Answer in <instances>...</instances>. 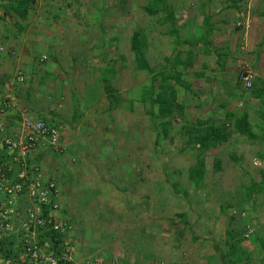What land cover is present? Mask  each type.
Segmentation results:
<instances>
[{
    "label": "rangeland",
    "instance_id": "1",
    "mask_svg": "<svg viewBox=\"0 0 264 264\" xmlns=\"http://www.w3.org/2000/svg\"><path fill=\"white\" fill-rule=\"evenodd\" d=\"M8 2L0 0V53L5 55L0 81L7 77L16 96L10 95L15 97L13 105L4 109L6 116L1 111L0 124L6 126V120L11 126H6L7 132L15 134L24 120H40L42 114L62 128L61 134L66 131L64 153L45 148L43 157L41 151L34 157L45 176L57 178L62 204L71 202V212L82 213L73 221L78 264L100 258L108 262L120 246L138 253L133 264H232L229 245L239 240L238 228L245 239L241 246L250 254L244 264H264V109L261 98L240 78L249 64L256 74L254 84L264 89V0H168L173 21H166L167 12L150 6L149 0H31L25 18ZM173 27L178 36L171 32ZM137 30L146 40L144 58L156 72H170L168 89H174L177 104L184 107L162 121L152 117L150 104L142 101L152 74L140 67L131 48ZM200 39L201 44L195 43ZM29 70L33 74L26 79ZM161 84L159 78L157 88ZM154 112L158 114L157 106ZM245 114L253 139L235 131V119ZM166 121L168 127L162 124ZM211 124L231 135L200 150L195 136ZM101 129L106 138L118 140L114 146V140H98ZM127 136V150L135 152L132 159L143 183L133 170L130 180L136 185L121 195L126 198L115 201L114 187L129 184L115 173L118 158L113 149L121 151ZM86 152L90 155L83 158ZM202 160L206 173L197 187L189 174ZM75 185L79 193L73 195ZM146 186L147 199L142 194ZM76 200L78 207L73 205ZM146 205L154 210L150 215L157 222L152 224L164 230L180 228L185 235L176 254L172 246L154 254L131 237L123 244L124 238L111 235L123 223L122 208L129 217L135 209L145 214ZM133 220L148 225L147 218Z\"/></svg>",
    "mask_w": 264,
    "mask_h": 264
},
{
    "label": "built area",
    "instance_id": "2",
    "mask_svg": "<svg viewBox=\"0 0 264 264\" xmlns=\"http://www.w3.org/2000/svg\"><path fill=\"white\" fill-rule=\"evenodd\" d=\"M246 89H250L256 74L246 65L240 74ZM15 99L9 97L6 107ZM22 128L12 136H5L0 148L8 150L13 161L21 164L15 181L7 179L0 165V239L16 236V248L21 247L19 264H61L49 252L38 245L39 236L47 233L61 235L67 263L77 264L72 234L73 224L69 216L62 213V191L54 177H47L41 167L27 164V157L43 149L62 151V134L59 128L47 125L43 120H24ZM4 133V127L0 126ZM252 231H248V237ZM86 260L85 264H125L118 257Z\"/></svg>",
    "mask_w": 264,
    "mask_h": 264
},
{
    "label": "trees",
    "instance_id": "3",
    "mask_svg": "<svg viewBox=\"0 0 264 264\" xmlns=\"http://www.w3.org/2000/svg\"><path fill=\"white\" fill-rule=\"evenodd\" d=\"M30 2L31 0H17V1L9 0L8 6H10L11 9H14L17 13H19V15L22 18H25L27 16V8L30 5ZM149 5L152 7L153 5H157L160 7L161 10H163L164 13L167 12L168 17L165 18L166 21L174 20L173 18L174 16L172 12L170 13L168 11L169 9L168 0H149ZM146 9L149 12H152L150 8L147 7ZM154 13H158V11H154ZM208 17L210 16L208 15ZM173 29L174 30H171V32L178 36L179 31L175 30L174 27ZM145 44H146V40L141 39V31L140 30L135 31L131 37V48L136 55V58L140 64V67L143 68L144 70L149 71V73L152 74L151 85L143 92L142 101L144 103L150 104L151 116L152 117L154 116L155 118L162 121L165 118L172 116L176 110L180 109L181 111L182 109H184V107L181 104H177L176 92L174 91V89H171V90L168 89L167 82L171 78L170 72H166L164 70L160 72H156L154 68L152 69L149 66L148 62L144 58L143 47ZM159 78L161 79L163 84H161V86L160 87L158 86L157 88L156 82ZM105 87L107 88V90L112 92L111 90L113 89V87L110 86L109 83L105 84ZM158 89H160L162 93H160ZM251 93L255 97L259 99L261 98L260 106H262V109H264V89L258 88L256 84H254L251 88ZM4 102H7V100ZM1 106L3 107V109L8 108L6 107L5 104ZM156 106L158 107V111H159L158 114L154 112V109ZM262 116H264V114ZM228 117H230V115H228ZM43 121H45L47 125L56 126L61 131V128L55 125V123L48 122L46 120H43ZM201 123L204 125L207 124L206 121L201 122ZM162 124L168 127L170 125V122L166 121V122H163ZM234 126H235V131L237 133L243 136H246L250 139L254 138V135L252 134L250 130L251 127L248 122V117L246 114L241 117L236 118ZM3 127H4V133L7 132L8 129L6 128V126H3ZM262 132H263V141H264V128H262ZM4 133L0 132V143L4 141L3 140L5 138ZM11 135L13 134L8 133L7 136H11ZM229 135H231L230 132H225L221 127L218 128L211 124L210 126L205 128L204 133H199L197 136H195V138H196V141H197V144L200 150H207L216 144L227 141L229 138ZM62 140H63V137H62ZM48 150L51 151L50 153L58 152L57 154H62L65 152V146L62 143V151L55 150L52 148H49ZM40 151H41L40 156L43 157L46 152L44 149ZM260 155H261V158L264 160V152L261 153ZM12 159L13 157L8 155V150L6 147H4L3 149L0 148V165L2 168V173L6 174L7 179L15 181L17 179L18 172L21 170V164L14 162ZM26 161H27V164L29 163V165L36 164L40 166V161L38 160L37 157L36 158L34 157V153H32L31 156H28ZM205 173H206L205 163L202 160V162H200V165L197 168L190 169L189 179L192 183H194L198 187L201 181L203 180ZM55 179L57 181V178ZM253 195H254V190L251 189L248 197L252 199ZM240 210L242 211L243 208H241ZM234 217L235 216H233V218ZM235 232L237 235L236 237L237 238L240 237V238L235 244L229 245L231 248V251H230L231 253H229V255L231 257L232 264H244L245 262L244 260L249 259V253L244 249V246L243 247L241 246V242L245 240L243 238V231L239 230L238 228V229H235ZM38 239H39L38 245L44 250H46L47 253L49 252L56 259L60 260L61 264H73V263H67V261L63 259L64 249L61 246L62 245L61 243L63 242L61 235H58L57 233H47L45 235L39 236ZM16 240H17L16 236L5 237V238L0 239V264H19L20 263V259L18 258L20 257V254L22 253V249L20 246L16 248L15 246Z\"/></svg>",
    "mask_w": 264,
    "mask_h": 264
},
{
    "label": "crops",
    "instance_id": "4",
    "mask_svg": "<svg viewBox=\"0 0 264 264\" xmlns=\"http://www.w3.org/2000/svg\"><path fill=\"white\" fill-rule=\"evenodd\" d=\"M210 13V12H209ZM216 14H218V13H216ZM208 15L210 16V17H208ZM207 17H208V19L210 18L211 19V14H208L207 13ZM205 21V20H204ZM221 22V21H220ZM205 24H206V21H205ZM206 35L205 36H203L202 38H204V39H206ZM203 42V40L202 39H200L199 41H197V42H195V43H202ZM207 43V42H206ZM189 45V44H188ZM192 46V45H191ZM5 55L3 54V53H0V63L2 62V57H4ZM54 62L53 63H57V60H56V58L54 57ZM29 63L31 62V60L29 59V61H28ZM6 63V61H3V64H5ZM1 65V64H0ZM3 67H5L4 65H3ZM49 67L50 68H52V65H50L49 64ZM29 74H33V72H32V70H29L28 71V75L26 74V79H27V76H30ZM3 77V76H2ZM8 78L6 77H4V78H2L1 79V81H0V84H1V86H0V118H3L2 116H3V113H1V111L2 112H4L5 113V115L4 116H6L7 114L6 113H9L8 112V110H4L3 109V107L1 106V105H3V103H6V102H4V101H6V100H8V98L9 97H12V96H10L11 94L12 95H14V96H16V94H15V85H14V89H13V85H11V83H9V85H8V82H9V80H7ZM7 83H6V82ZM24 84V83H23ZM22 85V84H21ZM26 85V84H25ZM20 86V85H19ZM18 87V86H17ZM2 89H4V92L2 91ZM3 92V93H2ZM41 116H42V114H41ZM41 116H40V120H46V121H48V122H53L51 119H43V118H41ZM38 118V117H37ZM5 119H6V117H5ZM4 122H3V125H6L8 128H10L11 126H10V124H7V121L6 120H3ZM2 122V120L0 119V123ZM20 122V121H19ZM18 123V122H17ZM54 123V122H53ZM1 125V124H0ZM2 126V125H1ZM17 126H18V124H17ZM17 126H12L13 128H19V127H17ZM14 130V129H13ZM61 130H62V128H61ZM78 130L79 129H71V131L72 132H78ZM66 132V131H65ZM64 132V133H65ZM64 133H62V135L64 134ZM81 135H83V134H85V132H83V131H81V132H79ZM97 135L96 136H98V140H108V141H112V140H114V138H106L105 137V134H107L106 133V131L105 130H99L98 131V133H96ZM94 135V134H93ZM114 135V134H113ZM64 136V135H63ZM84 137H86V135H83ZM93 137V136H92ZM123 137H124V135H123ZM126 139H127V141H126ZM126 139H124V142H125V145H124V148L120 151V149L119 148H115V149H113V152L114 153H116V154H114L115 155V157L116 158H118L117 160H118V162H113V167H114V169H115V173L116 174H118L119 173V178L120 179H123L124 181V183H127V184H129L128 185V187L126 186L125 187V189L124 188H118V187H114V190L112 191V193L114 194L113 195V197L115 198V201L116 200H118V199H120V198H126L125 196H126V194L127 193H130L129 191L130 190H132L133 188V186H135L136 185V183L134 182H131V174H132V172H133V170H134V175H136V179L138 180V183L142 186V183H143V181H142V179H141V169H139L138 171H137V166H135V161H134V159H132L135 155H133L135 152H132L131 150H127L128 148H130V147H128L127 146V142H128V139H129V137L127 136V138ZM73 140H76V137H74L73 138ZM72 140V141H73ZM118 140L117 139H115L114 141H112L111 142V144L114 146V144L117 142ZM112 145H111V148H112ZM122 151H124V152H126V155L125 156H123L122 155V153H120V152H122ZM129 151H131V152H129ZM95 152H93V153H91V158L93 157V154H94ZM81 155L83 156V158L84 157H86V156H88V155H90L89 153H81ZM124 163V164H123ZM67 169H69V168H67ZM174 173V172H173ZM113 176H114V173H113ZM118 178V179H119ZM166 178V177H165ZM92 179H93V176H90V177H88V180H87V182L88 183H90V182H92ZM156 180H158V179H156ZM156 182V181H155ZM161 182H164V181H161ZM118 184H120V182L119 183H117L116 185H118ZM158 184V183H157ZM174 184V183H173ZM85 185H87V183H85ZM127 189V190H126ZM146 189H147V186H146V188H145V190H144V192L142 193L143 194V196H144V198L145 199H147V191H146ZM76 190V192L73 194V195H75V194H78L79 193V191H78V189H77V185H75L74 186V191ZM63 194H64V197H65V193H64V191H63ZM122 194H124L123 196H121ZM72 200H73V198H72ZM132 201V200H131ZM131 201H129L130 203L129 204H131L132 202ZM73 202V201H72ZM144 204V203H143ZM73 205L75 206V207H78V201L76 200V203L74 202L73 203ZM150 205V204H149ZM63 206H64V210H65V212L66 213H68L69 214V216H70V218H71V220H72V222L74 221V218H75V214H77V215H79L80 213H81V211H79V210H77V211H73V212H71V202H69L67 205L66 204H63ZM129 206V205H128ZM143 208H144V212H145V214L143 213L142 215L141 214H137V212H134V211H137V209H135L134 211H132L133 213H135L134 215H132V216H127V215H125L124 213L125 212H128V211H126V209H124V208H122L120 211H121V213L120 214H123V216H124V220H123V223H120V225H118L117 226V229H116V231L114 230L113 232H112V234L111 235H115V236H118V238L119 239H122L123 240V238H124V242H123V244H127V243H129L128 242V240H131L132 239V241H135V242H140V244H141V246L142 247H144V248H146L148 251L150 250L152 253H154V254H156V252H158V253H160V252H163V251H165V250H170L167 246H172L171 248V251L172 252H174L175 254H176V249H181L182 247H183V240H184V238H185V235L184 234H182V231L180 230V228H176V229H171V230H169V229H167V230H164V229H162V228H160V227H158L157 225H154V224H152V223H154V222H157L156 220H153V215H150V214H153V211L154 210H151V209H148L147 208V205L146 206H143ZM82 214V213H81ZM149 215V216H148ZM90 216H92V214H90ZM133 216H134V218H137V217H144L145 218V221H146V218H147V220H148V225H147V223L145 222H140V224H138L137 225V222H135V220H133ZM79 217H81V215H79ZM148 217H150V219L148 218ZM188 219V218H187ZM190 220V219H189ZM126 222V223H125ZM133 223V225L130 227V229H129V226L131 225ZM176 223H178V222H176ZM180 223V222H179ZM214 221H213V226H214ZM181 224H183V226L185 225V223L184 222H182ZM73 225H75L76 226V223H74ZM143 226V228H138L139 226ZM179 225H176V227H178ZM75 228V227H74ZM155 230H156V232H155ZM155 232V233H154ZM180 236V239L178 238ZM183 236V237H182ZM130 237H131V239H130ZM139 237H140V239H139ZM144 238V242H141L142 241V239ZM181 238H183V239H181ZM111 240V239H110ZM212 241H208V240H206V243L208 244V245H212L214 242H212V244H210ZM78 244H81V243H78L77 242V245ZM122 244V243H121ZM180 246V247H179ZM81 248V246H79L77 249L79 250ZM168 248V249H167ZM120 249H121V251H117V253H114L115 255H118V256H120L121 258H123V259H125L126 260V258H128V259H130V263L131 264H133V263H135V262H138V260H137V256H138V253H135L134 251V253H128L130 250H127V251H125V248L123 247V246H120ZM145 250V249H144ZM132 251V250H131ZM212 251V250H211ZM145 252H146V250H145ZM212 253H213V251H212ZM213 254H215V250H214V253ZM159 256V255H158ZM144 257H148V256H144ZM149 258V257H148ZM249 259H250V254H249ZM249 259H247L248 261H250ZM128 261V260H127ZM143 263H144V261H143ZM148 264H152V262H149ZM250 264H252V263H250Z\"/></svg>",
    "mask_w": 264,
    "mask_h": 264
},
{
    "label": "clouds",
    "instance_id": "5",
    "mask_svg": "<svg viewBox=\"0 0 264 264\" xmlns=\"http://www.w3.org/2000/svg\"><path fill=\"white\" fill-rule=\"evenodd\" d=\"M19 76V75H18ZM20 81V80H19ZM255 82V81H254ZM254 85V84H253ZM252 88V87H251ZM250 88V89H251ZM7 101H9V98H8V100ZM63 197V196H62ZM61 200H62V198H61ZM61 205H62V213L64 214V215H67V216H69V214L68 213H66V212H64L65 210V208H64V206H63V204H62V202H61ZM70 217V216H69ZM71 219V218H70ZM71 222H72V220H71ZM72 224H73V222H72ZM73 227H74V225H73ZM73 231H74V229H73ZM73 240V239H72ZM73 243V242H72ZM74 246V245H73ZM74 251H75V249H74ZM75 255H76V251H75ZM113 256H110L109 258H107V259H110V258H112ZM114 257H118L120 260H122L125 264H128L127 263V261H125L123 258H121L120 256H118V255H114ZM78 262V261H77ZM78 264V263H77Z\"/></svg>",
    "mask_w": 264,
    "mask_h": 264
}]
</instances>
